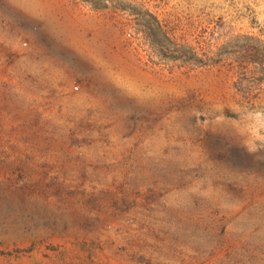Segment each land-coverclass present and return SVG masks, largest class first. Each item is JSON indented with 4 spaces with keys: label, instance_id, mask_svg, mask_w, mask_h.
<instances>
[{
    "label": "rangeland",
    "instance_id": "374dc122",
    "mask_svg": "<svg viewBox=\"0 0 264 264\" xmlns=\"http://www.w3.org/2000/svg\"><path fill=\"white\" fill-rule=\"evenodd\" d=\"M109 1L0 0V264H264V0Z\"/></svg>",
    "mask_w": 264,
    "mask_h": 264
},
{
    "label": "trees",
    "instance_id": "16d2710c",
    "mask_svg": "<svg viewBox=\"0 0 264 264\" xmlns=\"http://www.w3.org/2000/svg\"><path fill=\"white\" fill-rule=\"evenodd\" d=\"M83 3L91 6L94 10H106L109 9L111 4L109 0H81ZM116 2L123 3V0H114ZM120 11H129L126 7L116 8ZM131 12V11H129ZM139 29L137 33L141 34L144 39L149 41L152 45L165 49L170 52H174L173 56L170 57L172 62H192L194 65L203 66L204 63L200 55L188 48L185 45H177L175 36L170 33L165 26L158 20L156 16L148 11H145L138 23ZM176 51H172V49Z\"/></svg>",
    "mask_w": 264,
    "mask_h": 264
}]
</instances>
